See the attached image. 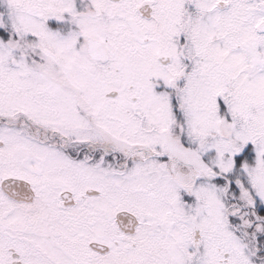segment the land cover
I'll return each mask as SVG.
<instances>
[{
    "label": "snow or ice",
    "instance_id": "1",
    "mask_svg": "<svg viewBox=\"0 0 264 264\" xmlns=\"http://www.w3.org/2000/svg\"><path fill=\"white\" fill-rule=\"evenodd\" d=\"M0 264H264V0H0Z\"/></svg>",
    "mask_w": 264,
    "mask_h": 264
}]
</instances>
